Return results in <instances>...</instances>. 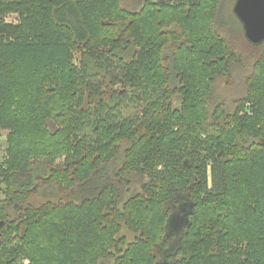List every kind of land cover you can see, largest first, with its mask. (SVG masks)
Here are the masks:
<instances>
[{
	"label": "trees",
	"instance_id": "1",
	"mask_svg": "<svg viewBox=\"0 0 264 264\" xmlns=\"http://www.w3.org/2000/svg\"><path fill=\"white\" fill-rule=\"evenodd\" d=\"M123 1L0 0V264H264V43L237 0Z\"/></svg>",
	"mask_w": 264,
	"mask_h": 264
},
{
	"label": "rangeland",
	"instance_id": "2",
	"mask_svg": "<svg viewBox=\"0 0 264 264\" xmlns=\"http://www.w3.org/2000/svg\"><path fill=\"white\" fill-rule=\"evenodd\" d=\"M144 1L145 0H124L123 1V8L127 9L129 11H132V12L138 11L142 7ZM233 7H234L233 3L228 2V1H226L224 3V6H223V8L225 9V12L229 16L232 15L231 13L233 11ZM4 21L6 23H17L18 22V15L10 14V15L5 17ZM235 21H237V23L239 25H241L240 22L236 18H235ZM240 29H239V32H240ZM235 78L240 79L239 72L235 73ZM238 84H239L238 82H235V84L227 85L226 81H224V80H220L217 83V93L222 98V100L227 105V107L230 111L234 109V101L238 97H240L239 95L241 92L238 91V89H239V86H237ZM6 139H7V132L0 129V164L5 162V158H6V149H7V145H6L7 140ZM109 181H111V183L118 184L120 194H121V197L123 200L127 199L129 196H131L133 194H141L143 191V185L146 182L142 179H136V178L132 179L131 184L129 182H127V180H125L124 182L123 181H117V178L116 179H110ZM0 188L3 190L5 188V186L0 185ZM60 197L56 196L52 193L48 197H44V196L35 197L32 199V202L35 204L45 203L47 201L57 202V201H60V199H59ZM3 198H4V194L1 192L0 193V200ZM64 198H66V197H64ZM175 210H174V212H176L175 213L176 214V221H175V224L170 225L171 226V235H172L170 238V241L173 239V241L171 242L170 247H169L170 251H173L172 248L177 247V244H175L174 240L175 239L177 240L178 234L180 233V231L182 229H184L185 224H186V222H185L186 214L183 213V210H180V209L179 210L175 209ZM180 222H182V223L179 224ZM172 233H175V235L173 236ZM122 235H125L129 241L134 240V234L130 233L127 230H124ZM113 262L114 261H107L105 264H113ZM27 263H28V261L25 262V264H27Z\"/></svg>",
	"mask_w": 264,
	"mask_h": 264
},
{
	"label": "water",
	"instance_id": "3",
	"mask_svg": "<svg viewBox=\"0 0 264 264\" xmlns=\"http://www.w3.org/2000/svg\"><path fill=\"white\" fill-rule=\"evenodd\" d=\"M233 12L241 22L248 41L256 46L263 44L264 0H237ZM168 229L171 230V226Z\"/></svg>",
	"mask_w": 264,
	"mask_h": 264
},
{
	"label": "flooded vegetation",
	"instance_id": "4",
	"mask_svg": "<svg viewBox=\"0 0 264 264\" xmlns=\"http://www.w3.org/2000/svg\"><path fill=\"white\" fill-rule=\"evenodd\" d=\"M0 230H1V226H0ZM182 231H183V229L180 231V233L178 234V237H177V240L175 239L174 240V242H175V244H179V239H180V236H181V234H182ZM173 234V236L175 235V233H172ZM171 230L170 229H168V239H169V243L171 244V242L173 241V239L170 241V238H171ZM173 244V243H172ZM172 248V247H171ZM173 249V251H170L169 249H167L166 251H164V250H162L164 253H165V255H168V254H170V253H173V252H175V250L177 249L176 247L175 248H172Z\"/></svg>",
	"mask_w": 264,
	"mask_h": 264
}]
</instances>
